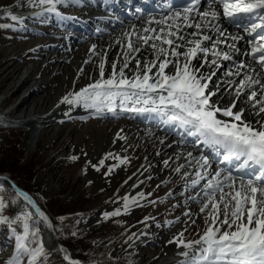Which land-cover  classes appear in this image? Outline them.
Here are the masks:
<instances>
[{"label": "snow or ice", "instance_id": "snow-or-ice-1", "mask_svg": "<svg viewBox=\"0 0 264 264\" xmlns=\"http://www.w3.org/2000/svg\"><path fill=\"white\" fill-rule=\"evenodd\" d=\"M28 2L41 8L37 16L44 12L54 13L63 21L70 17L64 16L58 6L79 4L81 0ZM166 8L168 15L147 22L149 25L155 22L166 26H161L158 31L150 26L145 27V33L154 35L138 36L143 44L152 41V59L145 57L141 60L132 55L140 53L141 48L134 47L133 41L128 39L122 60L119 54L112 61L107 60L106 54L102 55L98 75L78 91L63 95L57 107L61 104L82 106L92 116H105L109 113L118 116L119 111L154 113L163 123L183 129L186 136L193 138L194 145H202L211 154L229 162L227 169L217 167L213 172L209 171L212 167L209 155L204 154L203 150L198 156H193L192 152L187 153L190 166L196 168L190 186L195 188L204 181L201 192L193 199L200 198V212H207L206 228L196 240H185L181 232L169 243L175 242L183 248L179 253L184 258L181 264H264V0H187L181 8H175L172 3L166 4ZM191 13H195L199 20L190 19ZM5 15L13 22L23 20L11 10H5ZM223 21L242 28L247 34L249 38L246 43L250 45V51L245 50L243 54L250 55L261 70L256 72L255 67L243 60L234 62L236 71L230 70L226 75L241 76L243 69L249 70L244 71L238 81L228 82L230 88L233 85L235 87L227 102L220 92L219 83L212 79L216 73L201 72L205 65L218 67L221 58L233 62L231 53H241L235 43L213 40L211 36L202 33V29L211 27L219 36H225L226 29L221 28ZM183 26L196 29L188 35L199 38L186 40L185 36L179 35ZM9 28H15V24L0 23V29ZM124 35L131 37L137 33L132 31ZM171 37H178L190 46L186 50H179L184 49V44H176ZM227 38L234 42L246 39L243 35L233 33H228ZM203 41H208L211 47L204 45ZM117 43H121L119 39ZM221 43L227 44L231 53L217 48ZM121 47L125 45L121 44ZM95 48L93 44V54ZM193 60L197 63L194 64ZM130 62L135 65L134 69H130L131 75L126 72ZM106 65L110 68L107 76ZM210 82L212 87H209ZM246 112L254 119L246 116ZM117 137L124 139L120 133H117ZM184 142L182 139L181 143ZM111 156L112 153L107 154V157ZM69 159L75 161L78 157L73 155ZM117 159H120V163L126 160ZM234 159L237 171L242 173L239 180L231 168ZM104 163L105 160L100 159L98 164L91 166L99 170V166ZM112 167L108 168L109 173ZM176 171L179 172L180 168ZM184 175L188 176L189 173L184 172ZM0 179L6 181L8 178ZM12 187L15 196L11 203L15 204L17 198L23 197L35 209V213L25 209L12 218L4 215L7 204L0 194V223L7 225L15 240L14 250L3 264H49L51 253L43 243L39 224L43 222L50 228L55 226L27 192L15 185ZM5 191L4 184L0 183V193ZM124 209H128L127 202ZM119 211L105 212L104 216L118 215ZM71 234L76 235L75 232ZM59 251L64 253L63 259L68 264H82L73 259L67 249L60 247Z\"/></svg>", "mask_w": 264, "mask_h": 264}, {"label": "rangeland", "instance_id": "rangeland-1", "mask_svg": "<svg viewBox=\"0 0 264 264\" xmlns=\"http://www.w3.org/2000/svg\"><path fill=\"white\" fill-rule=\"evenodd\" d=\"M12 2L13 0H0V23H8L5 10H10ZM33 21L21 22L18 31L10 28L0 29V62L6 57L14 56V54L8 53V50L11 45L21 43L18 37H28L31 30L34 34L43 35L41 32H44V37L55 32L50 26L41 23L45 19L40 21L37 18ZM60 42L54 40L46 43V47L57 46ZM85 44L88 46L80 51L82 53L87 50L85 56L88 53L92 55L87 63L93 65L94 54L92 46L89 47L92 43L89 40ZM32 46L30 44L28 48H32ZM66 49H69L67 45L64 49L59 50L62 61L65 60L61 66L59 67L60 63L49 66L46 68L48 72L43 76H41L42 70L45 69L44 65L50 58V53L40 61L26 60L21 63V66L28 70L39 65L41 69L36 75L39 77L38 80L17 94L16 103L22 101L24 96L30 93L31 88L36 87L39 92L41 85L47 86L51 82L46 92L39 95V98L49 99V102L47 100L45 104V109H48L55 106L60 98L56 91V88L61 87L59 83L68 81L71 91L74 88L79 90L83 86V80L76 84L79 72H76L74 67H71V70L69 69L66 73L68 67L73 65V59L69 57V52ZM42 53L44 55L45 52ZM83 56V54L80 55V58L75 59L74 62L81 63ZM82 75L84 78L87 77L85 69ZM6 95V85L0 83V97ZM34 105L35 102H32L29 109ZM0 109L9 112L11 105L3 106ZM26 110L28 109H22L17 114L9 115L5 122L0 120V145L6 150V152H0V158L8 161L7 166L10 169V172L3 171L0 174L10 175L21 189L32 195L35 201L46 209L44 211L55 226L53 229L58 236L59 243L65 248L67 247L69 251L74 249L82 255L81 259L76 258L82 264H99L100 262L97 260L103 258L124 262V264H158L163 259V254L171 244L169 241H173L174 233L177 230L183 227L185 240H196L203 234L206 228L207 212H200L202 204L199 200L192 201L188 205L181 203V199L196 196L202 188V186L192 187V190H189V182L194 178V175L192 177L185 176L184 172L191 173V167L176 176V169L184 164V159L158 178L154 176V172L157 170L154 167L150 175V179H154V184L148 185L141 193L143 195L140 193L136 195L137 199L144 197V202L128 206L126 212L112 216L98 229L88 231L87 221L114 203L120 190L131 181L135 172L144 163H151L152 159H147V156H144L149 154V150L145 147V144L149 142L143 144V148L146 149L144 155L138 153V143L127 146V151L122 156V158H126L124 169L115 171L113 165L108 166L106 162L107 154L113 152L117 143V133L125 130L129 134V132L141 128L140 125L120 119L105 121L104 117L90 114L78 117L74 115L71 119L69 118L70 120L58 125H45L44 131L48 132V136H41L35 153L29 155L25 145L31 133V127L22 123ZM81 117H87V119H81ZM43 127L41 126V128ZM58 130L60 131L59 138L55 142V133L59 132ZM151 130L150 127L143 128L139 132L140 140L144 141L152 137ZM66 139H69V142L64 146L63 142ZM128 143L126 142L127 145ZM101 151L107 153L103 158H99ZM73 155L78 159L75 161L69 159ZM170 157L171 155H165L164 159L167 160ZM100 159H104L105 163L99 166V170H96L91 165L98 164ZM109 167H112L110 173L108 172ZM85 168H87L86 171ZM90 171L94 174L93 180L87 178V172ZM186 184H189L187 188ZM4 186L6 191L0 193L4 196L7 204L4 215L12 218L25 209L29 210L22 197L17 198L15 204L11 203L15 191L7 185ZM61 217L63 219H60ZM169 221L171 223H168ZM18 230L22 229L18 228ZM146 230L151 232L146 243L124 253L125 248L129 247ZM72 232H75L76 235L73 236ZM14 245L15 240L10 229L6 224L0 223V264H3L13 252ZM58 249L51 252L49 261L59 251Z\"/></svg>", "mask_w": 264, "mask_h": 264}, {"label": "bare ground", "instance_id": "bare-ground-1", "mask_svg": "<svg viewBox=\"0 0 264 264\" xmlns=\"http://www.w3.org/2000/svg\"><path fill=\"white\" fill-rule=\"evenodd\" d=\"M105 1V2H104ZM117 0H81V3L79 4H72L70 6L65 5H59V10L64 14L66 17H70V19H65L61 21L54 13H47L44 12L43 15H48L45 17V21H42L41 23L46 24L50 26L53 31L52 34L48 35L47 37H44L45 33L41 35L40 33L34 34L33 30L30 33L28 37H18L20 38L21 43L17 45H11L9 47V52L11 54H14L12 57H6L2 62H0V83L6 85L7 88V95L4 97H0V108L3 106L11 105V109L9 112L2 111L0 109V120L5 122V119L12 114H17L22 109H28L26 110L25 115L23 116V122L27 126L31 127V133L29 134L27 138V144L25 145V148L29 152V155H33L36 151V148L38 147V144L41 140V136L46 137L48 136V132L45 130V125L53 126L58 125L61 122H65L66 120H70L74 115L75 117L78 116H85L90 114L89 110L84 109L82 106H69L67 104H61L59 107H57V103H55V106H52L48 109H45V104L47 103V100L49 102V99L47 98H39L40 94H43L46 92L47 87H50L51 82L47 84V86L41 85L40 91L38 92L37 88H31L32 90L30 93L26 96H24V99L20 102H15L16 96L19 92H21L25 87L30 85L35 80H38L39 77H37L38 71H40V65L35 66L34 69H26L25 67L21 66V63L25 62L26 60H36L40 61L45 59V56L49 53L51 54L50 58L46 61L44 68L42 70L41 76L46 74L48 70L46 68H49V66H52L53 64H59V67L61 66L62 61L61 56L59 54V50L64 49V47L67 45L69 49H66L67 52H69V57L73 59L72 66L68 67L67 72L69 69L71 70V67L76 69V72H79L78 78L76 80V84L79 81L83 80V86H86L87 83L91 81L92 78H95L98 75V64L99 60L102 55L106 54L107 60L112 61L117 58V55H120V59H123L122 53L127 50L126 45L128 39H131L133 41L134 47H140L141 52L140 53H133L132 55L139 57L141 60H143L145 57L148 59H152V49L150 47L152 41L150 40L148 44H143L142 41L138 40V36L143 35H154L150 33H145L143 29L145 27H153L156 28L157 31L161 26L166 25H157L155 22H153L151 25H149L147 22L154 18L155 20H159L161 18H156V15L147 18L143 24L139 23V18L141 16H137L134 20L130 21L127 25H119L117 24V21L115 20L116 15L120 14L121 5L122 2L119 0L118 7L115 9L114 15L111 19H104L100 20L99 18L95 17V13L98 11L107 13L109 10V7H112L114 3H116ZM132 3V6L130 7H138L135 6L136 2L134 0H130ZM134 4V5H133ZM13 14H16L18 16H21L23 18L22 22L24 20L32 21L34 19L39 18L40 16H37L36 13L41 12L40 7L33 6L29 4L28 0H13L11 3V8ZM203 10V9H201ZM41 15V16H43ZM190 19L192 20H199V17L197 15H190ZM9 24H15V28H10L14 30H19V24L21 22H13L9 17H7ZM171 21H169L170 23ZM100 23H106V24H116V27L113 29H109L107 31H100L99 35L95 37L94 32L92 31L91 27L95 26L96 28L99 26ZM83 25V26H81ZM221 28L226 29L225 36L221 37L217 33L213 32L211 30V27L202 29L203 34H207L215 39H221V40H227V44L235 43L236 47L241 49V53H231V50L227 47V44L221 43L217 45V48L223 51H230V53L233 55V62L224 61L222 58L218 61V67L212 66L211 68L208 65H205L203 68H201V72L204 74H210L211 72H215L216 75L213 76V81L218 82L220 85V92L223 94L225 102H227L230 95L234 92V85L233 87H229L228 82L229 81H238L240 78H242L243 72L248 71L249 69H243L241 71V76H229L226 75L228 71L235 72L236 67L234 62H238L240 60H243L246 64H251L252 67L256 68V72H261L258 65L256 64V61L250 56V55H244V51L248 50L250 51V45L246 43V40L249 38L246 33L243 32L242 29H237L234 25L227 23V21H223L221 23ZM175 29H173L174 31ZM35 31V30H34ZM135 31L137 35L126 37L124 33L126 32H132ZM192 31H196V29L187 28L186 26H183L181 28V31L179 35H183L186 37V40H191L194 38L199 37H192L188 35V33H191ZM30 32V31H29ZM228 33L233 34H239L245 36L244 41H232L231 39H228ZM29 34V33H28ZM174 39L176 44H184V49L179 50H186V48L190 45L186 43V41H181L178 39V37H171ZM120 40L121 43H117V40ZM54 40L61 41L58 46L50 45L49 47H46V43L52 42ZM91 41V45H96V52L93 57V65L90 63L88 64L87 61L90 60L89 58L92 56L90 53L86 55L88 52L87 50L85 52H82L80 50H84L88 45L85 44L87 41ZM156 43H160L159 41H156ZM11 44V43H10ZM32 44V48H28V45ZM42 44V45H41ZM121 44H124L125 47L122 48ZM204 45H207L211 47L210 43L208 41H203ZM6 46V45H5ZM10 46V45H9ZM164 47H169L168 45H163ZM45 52L44 55L42 52ZM61 53V52H60ZM84 55L81 59V63L74 62L75 59H79L80 55ZM35 56V57H34ZM170 59H174L172 57H169ZM211 53H209V60H211ZM181 60H183V57H181ZM193 63L196 64L197 62L193 60ZM42 66V65H41ZM119 66V65H118ZM66 67V66H64ZM89 67V69H87ZM135 65L133 62L129 63V69H126V72H128L129 75H131L130 69H134ZM171 68V66H169ZM57 69V68H56ZM83 70L82 72L80 70ZM84 69L85 73L87 74V77L84 78ZM110 71V68L108 65H106L105 69V75H108V72ZM166 71H169V69H166ZM56 73V71H54ZM255 75V73H253ZM264 75V73H262ZM40 76V77H41ZM60 88H56L58 96L61 98L66 93L72 92L69 88V83L62 82L59 83ZM58 84V85H59ZM209 87H212V83H209ZM66 88V89H65ZM15 90V91H14ZM14 91V92H13ZM73 91H78L76 88L73 89ZM13 92V93H12ZM10 94V95H9ZM60 98H58L60 100ZM215 99V97H214ZM58 100V101H59ZM32 102H35V105L29 109L30 104ZM246 107V105H243ZM119 111V110H118ZM131 111H119L118 116H113L110 113L107 114V118L105 121H117V119L120 120H126L127 122H134L140 125L141 128L137 129L134 132L126 133L125 130H121L118 133H120L121 136L124 137V139H120L117 137V143L115 144L114 150L111 157H107V165L111 166L113 165L115 168V171H121L124 169L125 164L120 163V159H117V157L122 158L123 154L127 151V146H131V144L136 145L138 143V153L140 155H144L146 149L149 150V154L144 155L147 156V159H152L150 164H143L132 176L131 181L124 186L119 194L116 197V200L114 203H111L105 210L101 211L97 215L90 218L87 222L89 225V230H96L102 225H104L109 218L105 217V212H115L117 209H119V214L126 212L124 209V205L127 202L128 206H131L135 203H142L144 202V197L137 199L136 195L139 193L141 194L143 190L148 185L154 184V179H150L151 172L153 171V168H157V170L154 172V176H157V178L164 174L166 171L171 170L174 166H176L181 160L184 159L183 167H180V171H176V176H178L180 173H182L186 168L191 167L192 172L189 173V177H192L196 171V168L194 166H190L189 161L190 158L187 156L188 152H192L193 156L200 155L201 150H203L204 154H211L210 151L206 148H203L202 145H194L192 138L186 136L184 133L181 139H176L175 134L177 132V129L175 126L167 125L165 124V128L161 129L159 127V123L162 121L161 118H158L156 114L152 113H143L138 114L135 112V115L137 114L136 121L128 118V113ZM67 113V115H65ZM246 116H249V113H245ZM102 117V116H99ZM70 118V119H69ZM250 119H254V117L249 116ZM41 126H44L41 128ZM151 128V134L152 137L149 139H145L144 141L140 140L141 130L143 128ZM138 128V127H137ZM59 131V130H58ZM43 133V134H42ZM59 132L55 133V142L59 138ZM50 134V133H49ZM143 135V134H142ZM184 140V143H181V140ZM130 140V141H129ZM69 142V139H66L63 143L64 146ZM126 142H129L128 145ZM145 142H149L148 144H145ZM143 144H145V148H143ZM63 147V146H61ZM107 154L104 151H101L99 154V158H103L104 155ZM165 155H171V157L167 160L164 159ZM165 161H167V164H165ZM235 161V160H234ZM211 165H213V162L209 160ZM209 169V171H215L212 169ZM232 168L237 171L236 169V163H233ZM176 169V168H175ZM224 169V168H221ZM238 172V171H237ZM94 176L93 172H87V178L92 179ZM7 177L8 179L6 181L0 179V183H3L4 185L9 186L13 191V185H15L16 188L24 191L21 189L18 184L13 180V178L10 175H4L0 174V178ZM95 178V177H94ZM175 179V177H174ZM93 180V179H92ZM238 180V179H237ZM204 181H201L200 185H197L196 187L202 186ZM189 190H192V187L190 186ZM200 190V189H199ZM198 190V191H199ZM25 192V191H24ZM201 192V191H200ZM28 193V192H27ZM188 193V192H187ZM29 194V193H28ZM30 195V194H29ZM32 198L33 196L30 195ZM194 196L185 197L181 199V203L188 205L189 203H192V201H197L199 198L193 199ZM23 198V197H22ZM35 200V198H33ZM26 206L30 211L35 213V209L31 207V205L28 204L27 201H25ZM37 203V201H36ZM37 205L40 207V205L37 203ZM41 208V207H40ZM42 211H44L41 208ZM45 212V211H44ZM49 217V216H48ZM50 218V217H49ZM51 220V219H50ZM53 224V223H52ZM40 229H41V238L43 240V243L45 247L51 252L56 250V248L63 247L62 244L59 243L58 236L53 228L48 227L43 222L40 223ZM86 229V228H85ZM184 233V229L177 230L174 233V237H177L180 233ZM151 232L145 231L142 234H140L130 245L129 247L125 248L124 253H128L133 248H136L137 246L144 245L146 240L148 239ZM58 249V250H59ZM67 249V247L65 248ZM183 250L182 247L177 246L175 242L171 243L167 249L166 252L163 254V259L158 264H177V260H180V262L184 259L182 256L179 255V253ZM123 253V252H122ZM123 253V254H124ZM173 260V261H172Z\"/></svg>", "mask_w": 264, "mask_h": 264}, {"label": "trees", "instance_id": "trees-1", "mask_svg": "<svg viewBox=\"0 0 264 264\" xmlns=\"http://www.w3.org/2000/svg\"><path fill=\"white\" fill-rule=\"evenodd\" d=\"M0 152L1 153L6 152V150L3 147H1V145H0ZM7 163H8V161L6 159H1L0 158V172H3V171H9L10 172V169L8 168ZM37 203L39 205H41L39 202H37ZM40 207L43 208V210L46 211V209L42 205ZM70 252H71V255L74 258H77V259H81L82 258V255H80L79 253H77L74 249H70ZM63 256L64 255H63L62 252L57 251L52 256V258L50 259L49 264H68V262L63 259ZM97 261L100 262L99 264H124V262L122 263L120 261L119 262L110 261V260H107L105 258L99 259ZM97 261H95V262H97Z\"/></svg>", "mask_w": 264, "mask_h": 264}, {"label": "water", "instance_id": "water-1", "mask_svg": "<svg viewBox=\"0 0 264 264\" xmlns=\"http://www.w3.org/2000/svg\"><path fill=\"white\" fill-rule=\"evenodd\" d=\"M67 251H68V253L71 255V253H70V251L67 249ZM71 257H72V255H71ZM73 258V257H72ZM74 259V258H73ZM77 260V259H76Z\"/></svg>", "mask_w": 264, "mask_h": 264}]
</instances>
